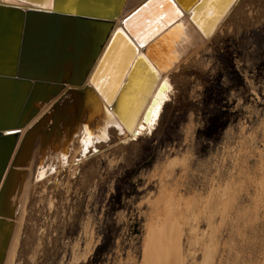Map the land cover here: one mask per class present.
Returning <instances> with one entry per match:
<instances>
[{"label": "rangeland", "instance_id": "obj_1", "mask_svg": "<svg viewBox=\"0 0 264 264\" xmlns=\"http://www.w3.org/2000/svg\"><path fill=\"white\" fill-rule=\"evenodd\" d=\"M149 14L151 24L165 16ZM233 18L183 62L148 132L97 146L78 181L31 199L37 236L23 238L14 264H70L71 247L81 243L84 253L91 241L94 252L79 264H264V0L242 3ZM165 42L176 53L184 27ZM129 49L120 37L103 64L111 60L119 84L136 59ZM147 68L141 60L123 94L148 78ZM157 212L168 224L145 245Z\"/></svg>", "mask_w": 264, "mask_h": 264}, {"label": "water", "instance_id": "obj_2", "mask_svg": "<svg viewBox=\"0 0 264 264\" xmlns=\"http://www.w3.org/2000/svg\"><path fill=\"white\" fill-rule=\"evenodd\" d=\"M195 1L145 0L123 18L129 0H0V264L6 260L13 237L17 211L13 199L27 176L22 169L27 168L37 147L42 153L49 145H57L61 121L64 130L73 123L67 115H59L58 103L55 113L35 122L43 107L67 90L78 102L77 112H82L90 90L86 83H94L120 37L133 40L131 59L140 50L134 66L144 54L153 60L156 46L180 25L176 22L208 0H199L192 7ZM149 11L165 16L151 24L147 22ZM220 16L221 12L215 26L203 30L206 38ZM173 24L157 38L156 32L159 35L163 26ZM152 37L156 39L149 42ZM132 72L133 68L126 84ZM163 88L164 83L160 90ZM105 92L104 101L118 116L119 100L111 105L113 95ZM49 120L52 125L47 132L44 127Z\"/></svg>", "mask_w": 264, "mask_h": 264}, {"label": "bare ground", "instance_id": "obj_3", "mask_svg": "<svg viewBox=\"0 0 264 264\" xmlns=\"http://www.w3.org/2000/svg\"><path fill=\"white\" fill-rule=\"evenodd\" d=\"M143 1L145 0H129V4L127 6V9L125 11L123 18L126 15L130 14ZM247 1L249 2L250 0H233L230 4L228 3L226 4L227 2L226 0H208L207 2H205V4L200 9H198V11H195V13H190V14L185 15L181 20L176 22L177 24H180V25L174 30H170L168 35L166 36V38H169V37L171 38V34H174V32L181 30V27L182 28L184 27V30L186 32V42L178 47L177 49L178 51L174 54H170L167 48L168 43L165 42L166 38H163V40L161 41V44H158L156 46L157 52H155L154 59L153 60L151 59V61H153L154 64L150 63V60L145 58V54L140 58L139 62L135 66H134L135 61L128 62V63L126 62L125 65L127 68H124V69H126V71L128 72H127V75H125L126 77L124 76L125 80L123 81L122 84H119L118 79L116 81L115 80L116 78L114 77V80H113L112 77L110 76L111 72L113 71V66H114L111 60L106 64V66L104 67V70H103V65H102L100 70L97 73L94 83H92L93 80H89L86 83V85L90 87V90H88V94L85 97V100L87 101H85L86 103L84 104V109L82 110V112H79V111L77 112V108H79L77 105L78 102L73 101L71 95L68 94L67 90L57 100L43 107V109L41 110L40 116H38L35 122H37L40 118L48 114L52 115V113H55V110L53 108L58 103L60 106L59 115L61 116L67 115L73 123L72 125L70 124L69 129L64 130L63 122L60 120L62 124L59 123V126H58L60 137L57 138V141H56L57 145H55L54 148L49 145V147H47L42 153H40L39 147H37L34 153V156L31 162L29 163V165L27 166V168L22 169V171H27V176L23 183V187L21 191L20 192L18 191L13 199L14 205L17 208L16 220L14 222L15 226H14V231H13V237H12L11 244L9 246V250H8L7 257H6L4 264H14L15 259L17 258L19 254V253L17 254V252L20 249V244L24 237H26L25 239H27L28 237L29 241L31 240L34 241V239H36L35 237L37 236L36 228L31 226L32 225L31 223L33 222L31 223L29 222V221H32L30 219L32 218V216L29 215L30 213H28V209L30 206L28 205V203L30 204L32 203L31 199L34 196L37 199L39 198L45 199L46 193H47V196L49 195L48 193H52L49 190L51 186H53L52 188L56 190V191L54 190L55 192H57L59 191L58 189L62 188L65 185V181L66 183L67 182L71 183L69 185H72V182L74 181L75 182L78 181L80 177L84 175L83 174L84 170H82L84 168V164L90 163L89 164L90 166L91 164L94 165V162L92 159L94 158L93 155H95V153L93 152L97 151V149H95L97 148V146L107 147L116 141H118V143L119 141H122V142H127L131 140L137 141V139L135 138L137 137V135L142 134L143 128L148 132L149 130L148 126L151 123V122L149 123L148 121L150 118H152L153 113L156 111V108L161 106L162 101L165 99L167 93L170 91L169 84L172 82V85H173L174 78L178 77L177 74L183 68L182 66L183 62L189 57H191L199 49H201L205 43H208V41L214 40L217 37V35L221 33L226 23L232 20V18L236 14L237 9L242 5V3L247 2ZM11 2L13 3V1ZM198 2L200 1L199 0L195 1L192 7H195L198 4ZM220 9H223V11H220ZM220 12H221V16L219 17L218 23H216L215 29L212 31L210 37L206 38L203 33V30L205 29L207 30V28L215 26L214 25L215 18L218 17ZM192 17H194L195 22L193 21ZM122 19L120 20V23L122 22ZM163 33H165V31H163ZM163 33H161V35H163ZM161 35L159 34V37H161ZM125 39L128 42V46L130 45L129 51L131 52V49H132L131 42L133 40H129L126 37ZM162 47L165 49L162 50ZM139 53H140V50L136 52V55H135L136 58L138 57ZM108 56L106 57L105 60H107ZM124 58L125 57H123V59ZM105 60H104V63H105ZM141 60H142V63L145 62L146 66L148 67L146 70L150 72V74L148 75V78H146L142 83L137 84V86H135V88L133 89L132 93L127 92L126 94V91H125L123 94L124 87H126L124 85L126 83L127 77L129 76L130 70L133 68L132 74L135 73L134 71L137 69L138 65L140 66ZM182 71L183 69L181 70V73ZM132 74H130L129 79L131 78V76H133ZM129 79L127 80V83L129 82ZM162 83H164V88L160 90ZM106 90L108 93H110V95L111 94L113 95L110 101L111 105L112 103H115L119 100V106L117 109L118 116L115 113H113V111H111V108L106 104V101H104L105 99L103 98L102 94ZM121 94H123V97L120 98ZM51 125H52V121L49 120L47 124L45 125L44 130L49 132L51 130ZM97 153H99V151H97ZM89 175H90V178H92L95 175V170H92V172L89 171ZM70 187L71 186H69L68 189H71ZM69 191L67 193L72 192V191L70 192ZM61 192H64V191H61ZM54 195L56 196V194ZM50 197H48L47 199H49ZM38 201H40L42 204L44 202V201L42 202V200H38ZM57 201L58 200H56L55 202L57 203ZM50 204H53V203H50ZM55 206L56 205H54V208ZM32 207L34 208V206ZM47 207L50 208L52 207V205L51 206L48 205ZM40 208H43V206ZM168 211L171 216H173L172 215L173 212L175 213V205L173 201L170 203ZM41 212L43 213V211ZM158 213L159 212H157V215L153 217V219L148 223L149 234L146 237V240H145L146 242L144 243L145 245L152 242L153 241L152 237H154L155 234L157 235V233L161 229H164L165 228L164 225L168 224V220H166L167 221L166 222L165 219L161 218L162 216H160ZM45 216L43 217L44 221H42L44 223L46 222ZM48 225H46V228ZM38 229H39V226H38ZM45 230L43 231V234ZM47 232H49V230H47ZM38 233L40 232L38 231ZM45 234L47 235V233ZM85 234H86L85 237H89L88 236L89 232L85 231ZM39 241H43V240L41 239ZM80 241L81 240H79V242ZM89 241L90 240H88V242ZM80 244L81 243H76L74 246H72L73 249L71 247V250H73L72 251L73 258L70 264H79L83 260L87 261L89 256L94 252L93 250H94L95 245L92 244V241L88 244H85L87 246L85 248L84 253H81L80 251L81 249ZM25 245H23L24 248H25ZM41 248L42 247H40V251H41ZM22 251L24 252L23 248H22ZM25 251L27 253V249ZM31 252H30L31 254L35 253V251L34 252L31 251ZM37 253H39V248L37 250ZM29 258L31 262V257ZM33 258H32V261H33ZM35 260L37 261V259ZM145 260L147 261L146 263L148 264L149 260L146 258Z\"/></svg>", "mask_w": 264, "mask_h": 264}, {"label": "snow or ice", "instance_id": "obj_4", "mask_svg": "<svg viewBox=\"0 0 264 264\" xmlns=\"http://www.w3.org/2000/svg\"><path fill=\"white\" fill-rule=\"evenodd\" d=\"M158 119V114H156L155 112L153 113V117L149 119V123L152 122V119Z\"/></svg>", "mask_w": 264, "mask_h": 264}]
</instances>
